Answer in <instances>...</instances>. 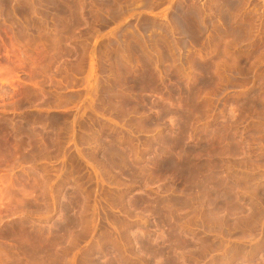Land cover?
Returning a JSON list of instances; mask_svg holds the SVG:
<instances>
[{
	"label": "rangeland",
	"instance_id": "rangeland-1",
	"mask_svg": "<svg viewBox=\"0 0 264 264\" xmlns=\"http://www.w3.org/2000/svg\"><path fill=\"white\" fill-rule=\"evenodd\" d=\"M0 189V264H264V0H0Z\"/></svg>",
	"mask_w": 264,
	"mask_h": 264
},
{
	"label": "bare ground",
	"instance_id": "bare-ground-1",
	"mask_svg": "<svg viewBox=\"0 0 264 264\" xmlns=\"http://www.w3.org/2000/svg\"><path fill=\"white\" fill-rule=\"evenodd\" d=\"M64 13V12H63ZM32 37V36H31ZM33 39V38H32ZM145 52V51H144ZM139 56V55H138ZM148 56V55H147ZM152 57V56H151ZM7 59V58H6ZM9 60V59H8ZM146 62V61H145ZM14 67V66H13ZM19 67V66H18ZM9 68V67H8ZM12 69V68H11ZM129 69V68H128ZM11 72V71H10ZM143 72V71H142ZM156 72V71H155ZM146 76V75H145ZM45 117V116H44ZM44 120V119H43ZM52 121V120H51ZM59 122V121H58ZM53 127V126H52ZM35 128V127H34ZM43 128V127H42ZM44 129V128H43ZM46 131V130H45ZM36 150V149H35ZM15 157H17V156H15ZM14 158V157H13ZM118 166V165H117ZM128 170V169H127ZM198 174V173H197ZM190 175V174H189ZM197 176V175H196ZM210 183V182H209ZM187 184V183H186ZM219 185V184H218ZM11 186V185H10ZM1 190V189H0ZM5 190V189H4ZM9 192H10V190H8ZM12 192V191H11ZM11 192H10V195H11ZM1 193H3V194H1L0 195V198H2L4 195H5V192H1ZM7 194H9L8 192H6V195ZM210 194V193H209ZM16 196V195H15ZM10 197V196H9ZM22 197V196H21ZM17 198V197H16ZM18 198H20V197H18ZM21 199H23V198H21ZM218 199V198H217ZM14 200V199H13ZM48 237V236H47ZM27 239H26V243H27ZM50 244V243H49ZM109 244V243H108ZM28 245V244H27ZM177 245V244H176ZM22 246V245H21ZM25 246V245H24ZM51 246V245H50ZM180 246V245H179ZM30 247V246H29ZM185 247V246H184ZM12 248V247H11ZM26 248V247H25ZM43 248V247H42ZM50 248V247H49ZM5 249V248H4ZM23 249V248H22ZM47 249V248H46ZM6 250V249H5ZM8 250V249H7ZM14 250V249H13ZM13 250H11V251H13ZM33 250V249H32ZM45 250V249H44ZM49 250V249H48ZM209 250V249H208ZM15 251V250H14ZM16 252V251H15ZM32 253V252H31ZM14 254V253H13ZM15 254H17V253H15ZM6 255V254H5ZM10 255H11V253H10ZM45 255H47V253L45 254ZM7 256V255H6ZM8 257H9V255H8ZM6 258V257H5ZM10 259V258H9ZM6 260H8V259H6ZM10 260H12V259H10ZM41 260H42V258H41ZM21 261H22V259H21ZM53 261V260H52ZM56 261V260H55ZM57 262V261H56ZM21 263V262H20ZM60 263V262H59ZM8 264V263H7ZM56 264V263H55Z\"/></svg>",
	"mask_w": 264,
	"mask_h": 264
}]
</instances>
